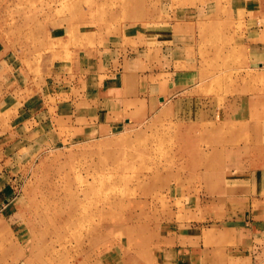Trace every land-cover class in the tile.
<instances>
[{
	"label": "rangeland",
	"instance_id": "rangeland-1",
	"mask_svg": "<svg viewBox=\"0 0 264 264\" xmlns=\"http://www.w3.org/2000/svg\"><path fill=\"white\" fill-rule=\"evenodd\" d=\"M148 67L194 74L139 121L81 107ZM224 146H264V0H0V264H193L166 250L217 223Z\"/></svg>",
	"mask_w": 264,
	"mask_h": 264
},
{
	"label": "crops",
	"instance_id": "crops-1",
	"mask_svg": "<svg viewBox=\"0 0 264 264\" xmlns=\"http://www.w3.org/2000/svg\"><path fill=\"white\" fill-rule=\"evenodd\" d=\"M185 26L179 21L171 23L169 36L184 35L179 32L176 35L174 33L185 29ZM166 48L170 46L164 47L163 50ZM159 69L148 67L149 71L145 73L139 71L127 74L116 73L105 80L103 85L105 87H99L100 93L92 99V103H89V100L82 101L81 107L91 112L99 125L103 126L118 124L120 120L139 121L153 107L152 94L158 103H166L169 95L176 91L179 93L187 91L186 87L190 84L188 80L181 79L194 74L188 70L164 69L166 71L163 72L164 76H160ZM166 73L168 76L164 79ZM171 90L174 92L172 93ZM226 98L221 109L232 110V113L243 109L247 114V118L244 114L242 118H227L225 119L227 123L250 119L252 107L245 100V96L227 95ZM218 109L220 106L217 103L215 110ZM207 121H215V119H207ZM216 149L219 161L216 168L211 171L226 174L229 180L231 178L229 182L226 178L225 192H217L213 196L224 200L221 203L222 209L216 210V214L219 215L215 219L217 223H212L211 227L206 229L195 230V243L191 247L165 250L167 253H183L185 257L189 254L193 264L207 263L205 262L207 255L213 260L210 264H217L216 255L219 252L227 259H232L235 264H262L264 262V146H254L248 151L236 150L228 146H224L223 150ZM2 218L4 216H1V220ZM12 230L13 228L7 224L8 239L13 233ZM203 254L206 256L203 257Z\"/></svg>",
	"mask_w": 264,
	"mask_h": 264
}]
</instances>
